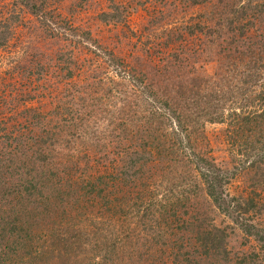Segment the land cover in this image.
<instances>
[{
    "label": "trees",
    "instance_id": "1",
    "mask_svg": "<svg viewBox=\"0 0 264 264\" xmlns=\"http://www.w3.org/2000/svg\"><path fill=\"white\" fill-rule=\"evenodd\" d=\"M12 1L0 264H264V0H144L139 39L162 40L130 48L116 0L104 40L65 0Z\"/></svg>",
    "mask_w": 264,
    "mask_h": 264
},
{
    "label": "rangeland",
    "instance_id": "2",
    "mask_svg": "<svg viewBox=\"0 0 264 264\" xmlns=\"http://www.w3.org/2000/svg\"><path fill=\"white\" fill-rule=\"evenodd\" d=\"M74 1L75 0H73L72 2L69 0H65L64 7L66 8V12H67L68 10H70L71 6H74L73 8L75 9V16H76L77 24L89 23L88 25L91 26L93 33L97 35L99 39L108 38L111 35H113L112 32H114L115 29H113L112 27H106L100 24V22H98V20L96 19L98 13H100L101 10L106 9L107 5L110 4L109 0H93L88 5H85L83 10L82 9L80 10V8L77 7L76 2ZM151 1L155 3V6L160 7L159 3L162 0H151ZM12 2H13L12 0H0V10L4 11L5 9V12L10 10L12 8ZM116 2L119 4H124L128 10L129 19H127L128 20L127 22H129L130 26L128 27V29L123 30L122 33L125 34L124 35L125 37L132 38V40L126 41L127 45H129V48L130 46H134V45L144 46L147 42H149L154 37L158 38L156 42L158 43L161 42L162 39H159L161 35L160 30L159 32L157 31L156 33H154L153 34L154 36L151 39H145V36H143L142 39H139L140 31H141V30L139 31V29H142V27L146 24L147 19L149 20V18L147 17L149 15L143 9V6H141V3H139V2H144V0H116ZM20 10L21 9L18 8V11ZM20 13L25 23L28 17L27 15L22 13V11ZM224 130H225L224 125H211L207 128V133L209 134L213 144L215 146H218L217 150H219V152L217 153L214 152L218 160H221L220 157L222 156H223L222 158L226 157L225 156L227 154L226 149L227 147H229L226 145L227 138L225 137ZM214 217L216 218V222L219 224L225 223L228 225H233L232 222L223 215L217 214V215H214ZM234 233L235 235H232L231 243L233 244L234 247L239 248L241 247L240 244H245V242L242 239V236H240V233L238 230L235 229ZM253 246H255V243L248 244L247 247L244 249L245 251L250 252L252 251L251 248Z\"/></svg>",
    "mask_w": 264,
    "mask_h": 264
}]
</instances>
